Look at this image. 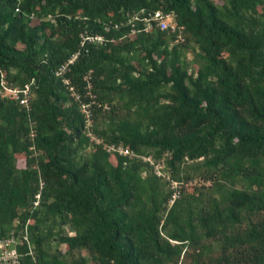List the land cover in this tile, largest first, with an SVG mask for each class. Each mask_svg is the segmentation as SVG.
<instances>
[{"label":"trees","instance_id":"1","mask_svg":"<svg viewBox=\"0 0 264 264\" xmlns=\"http://www.w3.org/2000/svg\"><path fill=\"white\" fill-rule=\"evenodd\" d=\"M1 80L20 264H264V0H0Z\"/></svg>","mask_w":264,"mask_h":264},{"label":"built area","instance_id":"2","mask_svg":"<svg viewBox=\"0 0 264 264\" xmlns=\"http://www.w3.org/2000/svg\"><path fill=\"white\" fill-rule=\"evenodd\" d=\"M132 18L135 19L133 16ZM144 27L143 29L146 30H151L153 28H157L159 30H164L167 29L169 31H174L175 29V22H174V17L172 14H161L159 11H155L154 13L145 16L144 17ZM89 40H99L100 37L98 36H88L85 37ZM75 58V55L73 54L65 63L60 65L57 70L56 74H62L65 70V67L67 63H70L73 59ZM64 84H67V80H63ZM0 95L2 97L10 98L17 100V102L20 105H23L27 107V99L28 96L30 95L29 89L28 88H18L15 86H10L7 85L4 80L0 81ZM69 90H71V87H68ZM80 110L84 115V125L85 128L87 129L88 127L91 126V120H90V115L89 111L87 110L86 105L82 104L80 106ZM87 134H89V131L87 129ZM93 139V137H91ZM107 150L114 149L112 146H108L106 148ZM118 153L121 154H126L128 153L127 149H116ZM154 172L157 175L163 174L161 171L162 164L161 163H155L153 165ZM35 197L37 198L38 195L36 194ZM170 202H172V199H169ZM36 200L33 202V204H36ZM16 221H14L13 226L15 227ZM23 242H28L27 236H26V229L25 226L23 227L22 231L15 232L14 228L10 230V232L4 236L0 237V264H20V256L22 255L21 252L18 250L20 246L23 244Z\"/></svg>","mask_w":264,"mask_h":264},{"label":"rangeland","instance_id":"3","mask_svg":"<svg viewBox=\"0 0 264 264\" xmlns=\"http://www.w3.org/2000/svg\"><path fill=\"white\" fill-rule=\"evenodd\" d=\"M216 1H217V2H220V0H216ZM198 177H199V176H197L196 174H193L192 177H191V179L186 180V181H184V182H182V183H174V182H171V181H170V182H169V187L172 188V189H174L175 186H176V188H178V186H179V187H182V188L184 189L185 192L190 191L191 188H192L194 185H198V183L200 182L201 178H198ZM205 184H207V183H205ZM175 195H176V193L173 194V195L170 197V199H173V197H174ZM170 203H171L170 200H168V204H170ZM63 229H64L65 231H67V228H66V227H64ZM48 246H49L50 249H53L54 246H55V242H54V241H50V242L48 243ZM57 249H58L59 251L63 252L64 249H65V247H64L63 244H59V245L57 246ZM81 254L84 255V256H87V251H86V250H82V251H81Z\"/></svg>","mask_w":264,"mask_h":264}]
</instances>
